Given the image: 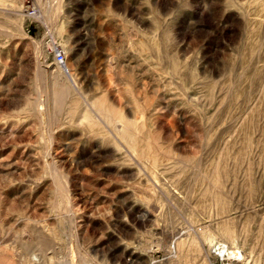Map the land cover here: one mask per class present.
I'll use <instances>...</instances> for the list:
<instances>
[{
    "label": "rangeland",
    "instance_id": "rangeland-1",
    "mask_svg": "<svg viewBox=\"0 0 264 264\" xmlns=\"http://www.w3.org/2000/svg\"><path fill=\"white\" fill-rule=\"evenodd\" d=\"M0 264H264V0H0Z\"/></svg>",
    "mask_w": 264,
    "mask_h": 264
},
{
    "label": "built area",
    "instance_id": "built-area-1",
    "mask_svg": "<svg viewBox=\"0 0 264 264\" xmlns=\"http://www.w3.org/2000/svg\"><path fill=\"white\" fill-rule=\"evenodd\" d=\"M27 14L30 17H34L36 16V10L34 7H29V9L27 10ZM52 52L53 55V59L56 62V64L58 65H62L65 61V55L62 49H60L59 47H57V45H52V49L50 50Z\"/></svg>",
    "mask_w": 264,
    "mask_h": 264
},
{
    "label": "bare ground",
    "instance_id": "bare-ground-1",
    "mask_svg": "<svg viewBox=\"0 0 264 264\" xmlns=\"http://www.w3.org/2000/svg\"><path fill=\"white\" fill-rule=\"evenodd\" d=\"M217 251H218V254L219 255H225V254H227V255H238V256H240L241 255V253L239 252V251H235V250H228L227 248H226V246H222L221 248H218L217 249Z\"/></svg>",
    "mask_w": 264,
    "mask_h": 264
}]
</instances>
